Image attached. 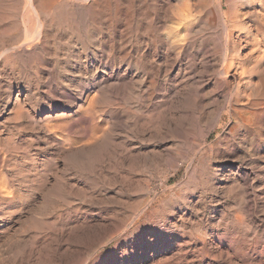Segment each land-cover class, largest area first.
I'll list each match as a JSON object with an SVG mask.
<instances>
[{
	"label": "rangeland",
	"instance_id": "rangeland-1",
	"mask_svg": "<svg viewBox=\"0 0 264 264\" xmlns=\"http://www.w3.org/2000/svg\"><path fill=\"white\" fill-rule=\"evenodd\" d=\"M204 2L0 0V264H264V0Z\"/></svg>",
	"mask_w": 264,
	"mask_h": 264
},
{
	"label": "bare ground",
	"instance_id": "bare-ground-1",
	"mask_svg": "<svg viewBox=\"0 0 264 264\" xmlns=\"http://www.w3.org/2000/svg\"><path fill=\"white\" fill-rule=\"evenodd\" d=\"M35 1V0H34ZM37 1V0H36ZM78 1V0H77ZM199 1V0H198ZM40 2V1H39ZM43 2V1H42ZM41 2V3H42ZM48 2H50V1H48ZM206 2V3H205ZM205 4L208 6V5H210L211 4V2H212V4H213V15H215L216 16V18H217V22H218V24H220V25H222V27H223V29H222V33L225 35V37H226V41H229L230 40V33L228 32V30H229V28H228V24H227V22H226V20H225V14H224V12H223V9H222V0H205ZM202 5H203V3H201ZM200 4V5H201ZM30 5L32 6V9H34V4H33V0H30ZM196 5H197V3H196ZM195 5V6H196ZM263 5H264V3H263ZM37 6H38V4H37ZM40 6V5H39ZM192 6V5H191ZM190 6V7H191ZM194 6V5H193ZM205 6V5H204ZM202 7V6H201ZM201 7H197V8H200V10H202L201 9ZM39 8V7H38ZM41 8V7H40ZM196 8V9H197ZM210 8H211V6H210ZM36 9V8H35ZM193 9V8H192ZM206 9V8H205ZM169 10V9H168ZM199 10V11H200ZM204 10V9H203ZM41 11V10H40ZM171 11V10H170ZM205 11V10H204ZM164 13V12H163ZM170 13H172V12H170ZM206 13V12H205ZM205 13H204V15H205ZM203 14V13H202ZM207 14H208V11H207ZM211 14V13H210ZM164 17H165V15H164ZM167 17H169V15L167 16ZM206 17V16H205ZM210 18V17H209ZM215 18V17H214ZM36 19H37V17H36ZM38 20V19H37ZM167 20V19H166ZM189 20V19H188ZM163 21V20H162ZM193 21V20H192ZM204 21V20H203ZM39 22V21H38ZM193 23V22H192ZM42 24H43V22H42ZM186 24V23H185ZM187 24H189V23H187ZM187 24H186V27H187ZM45 25V24H44ZM258 25V24H257ZM41 26V25H40ZM185 26V25H184ZM152 27V26H151ZM185 27V28H186ZM43 28V27H42ZM41 28V29H42ZM191 28V27H190ZM40 29V30H41ZM150 29V28H149ZM152 29H154V28H152ZM38 30H39V28H38ZM40 30L37 32L38 33V35L40 34ZM44 33V32H43ZM178 33V32H177ZM176 34V33H175ZM179 35V34H178ZM23 43V42H22ZM168 43V42H167ZM172 43V42H171ZM179 44V43H178ZM178 44H176V45H178ZM182 45V44H181ZM189 45V44H188ZM187 45V46H188ZM172 46V45H171ZM189 46H191V45H189ZM17 47V46H16ZM169 48V47H168ZM177 48V47H176ZM178 48H180V46L178 47ZM166 49V48H165ZM171 50H172V48H170ZM186 50V49H185ZM168 51H169V49H168ZM170 52V51H169ZM208 52V51H207ZM225 52V51H224ZM212 53V52H211ZM207 54V53H206ZM225 54V53H224ZM227 54V53H226ZM205 55V54H204ZM208 55H209V53H208ZM211 55H213V54H211ZM223 59V58H222ZM224 60V61H223ZM222 61H223V64H222V66H220L221 68V73L222 74H226V70H227V73H229V69H231L233 66H234V64H233V61H230V60H227V59H223ZM209 61V60H208ZM207 61V62H208ZM213 61V60H212ZM211 61V62H212ZM221 61V60H220ZM204 62V61H203ZM214 62V61H213ZM221 63V62H220ZM210 64V63H209ZM211 64H213V63H211ZM209 67V66H208ZM219 69V70H220ZM263 76H261V78H262ZM263 79V78H262ZM262 79H260V81L262 80ZM264 80V79H263ZM262 80V81H263ZM254 82V81H253ZM252 83V82H251ZM262 83V82H261ZM253 84V83H252ZM260 84V83H259ZM259 84L257 85V86H259ZM251 85V84H250ZM250 85H249V87H250ZM260 85H262V84H260ZM254 86V85H253ZM255 86H256V82H255ZM254 86V87H255ZM257 88V87H256ZM255 88V89H256ZM254 89V88H253ZM258 89H261V88H258ZM264 89V88H263ZM257 90V89H256ZM252 92V91H251ZM251 92H250V94H251ZM255 92V91H254ZM248 93H249V90H248ZM263 92H261L260 94H262ZM245 94V93H244ZM249 94H247V96H248ZM256 95V94H255ZM257 95H259V94H257ZM256 95V96H257ZM263 95H264V93H263ZM262 95V96H263ZM247 96H245V97H247ZM250 96V95H249ZM255 96V97H256ZM241 97V96H240ZM260 97V96H259ZM264 97V96H263ZM262 97V98H263ZM244 98V97H243ZM249 98V97H248ZM189 99V98H188ZM240 99V98H239ZM245 99H247V98H245ZM251 99H253V98H251ZM264 99V98H263ZM244 100V99H243ZM241 101V100H240ZM245 101H247V100H245ZM253 101H257V100H255V99H253ZM260 101V100H259ZM262 101V100H261ZM236 103V102H235ZM241 103H243V102H241ZM243 104H245V103H243ZM255 104V103H254ZM258 103L256 102V105H257ZM260 104H261V102H260ZM235 105V104H234ZM243 106V105H242ZM250 106V105H249ZM237 106H235V108H236ZM260 108L262 107V106H259ZM246 108V107H245ZM254 108V107H253ZM253 108H251V110L253 109ZM256 108V107H255ZM260 108H258L259 110H260ZM240 109V108H239ZM257 109V108H256ZM256 109H254L255 111H256ZM241 110V109H240ZM243 110V109H242ZM248 110V109H247ZM259 110H257L258 112H259ZM256 111V112H257ZM243 112V111H242ZM248 112H249V110H248ZM252 112V111H251ZM262 112V111H261ZM237 113V112H236ZM239 113V112H238ZM244 113H247V111L245 112L244 111ZM254 114H255V112H253ZM240 114V113H239ZM253 114V115H254ZM260 114V113H259ZM236 115V114H235ZM258 115V114H257ZM263 115H264V111H263ZM234 116V115H233ZM238 116V115H237ZM240 116H242V115H240ZM240 116H238V117H240ZM251 116V115H250ZM260 116V115H259ZM258 116V117H259ZM245 117H246V115H245ZM262 117V116H261ZM260 117V118H261ZM247 118H249V116L247 117ZM252 118V117H251ZM250 118V119H251ZM255 118H257V117H254V120H257V119H255ZM236 119V121H237V118H235ZM244 119V118H243ZM243 119H242V121H243ZM253 120V119H252ZM253 120V122H255ZM258 120H259V118H258ZM241 121V122H242ZM245 121V120H244ZM247 121V120H246ZM249 122V121H248ZM247 122V123H248ZM240 123V122H239ZM249 124V123H248ZM255 124H256V122H255ZM244 125V124H243ZM243 125H241V126H243ZM251 125V128H252V125L253 124H250ZM245 126V125H244ZM255 126V125H254ZM254 126H253V128H254ZM257 126V125H256ZM246 127V126H245ZM247 128V127H246ZM245 128V129H246ZM248 128H249V126H248ZM247 128V129H248ZM252 130V129H251ZM246 131V130H245ZM248 131V130H247ZM250 131V130H249ZM247 133V132H246ZM248 134H250V132L248 133ZM251 135H253V134H251Z\"/></svg>",
	"mask_w": 264,
	"mask_h": 264
}]
</instances>
